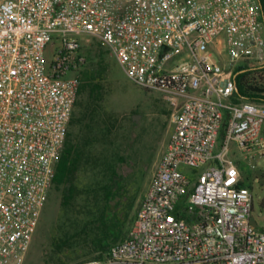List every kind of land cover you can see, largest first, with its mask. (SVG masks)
<instances>
[{"label":"built area","instance_id":"obj_1","mask_svg":"<svg viewBox=\"0 0 264 264\" xmlns=\"http://www.w3.org/2000/svg\"><path fill=\"white\" fill-rule=\"evenodd\" d=\"M83 33L165 96L173 130L128 236L77 264H264L236 156L264 158V99H235L237 68L264 63L259 0H0V264L24 263L53 186Z\"/></svg>","mask_w":264,"mask_h":264},{"label":"rangeland","instance_id":"obj_2","mask_svg":"<svg viewBox=\"0 0 264 264\" xmlns=\"http://www.w3.org/2000/svg\"><path fill=\"white\" fill-rule=\"evenodd\" d=\"M79 39L77 53L89 57V66L103 53L110 63L102 89L91 95L89 92L85 125L76 122L70 126L81 140L89 135V163L78 175L80 193L71 204L64 203L66 186H52L23 264H77L100 255L93 238L101 230L103 210L109 208L106 191L110 188L127 190V206V197L136 194L123 228L124 237L128 236L173 130L172 107L161 92L135 84L99 38L83 33ZM87 64L86 60L70 74L79 77ZM252 68L264 84V63ZM87 98L88 91L78 96L76 118ZM236 156L243 178L249 175L252 183L253 220L264 227V158L252 166Z\"/></svg>","mask_w":264,"mask_h":264},{"label":"trees","instance_id":"obj_3","mask_svg":"<svg viewBox=\"0 0 264 264\" xmlns=\"http://www.w3.org/2000/svg\"><path fill=\"white\" fill-rule=\"evenodd\" d=\"M262 12H264V0H261ZM264 19V13H263ZM98 62L89 66V57L86 58L88 64L84 67L79 75L80 85L78 96L84 91H88V98L84 101L79 112V117L72 115L70 126L76 122L84 123V119L89 115V92L90 95L102 89L101 81L104 79L110 63L106 61L104 53L99 56ZM248 65H242L236 71H240L236 76L238 92L236 93V100L249 99L253 101H260L264 99V84L254 75L255 71L249 70ZM246 69V70H245ZM244 70V71H242ZM79 103L77 97L75 106ZM75 110V108H74ZM85 125V123H84ZM69 131L66 142L61 150L60 156L56 164V174L54 177V186H66L68 189L64 196V203L71 204V202L80 193V187L76 183L78 175L82 169L89 163V135L81 140V136L74 130ZM89 128V124L86 123ZM239 165V164H238ZM241 186H248L250 189L252 183L250 176L247 175L240 182ZM127 190L120 192L119 189H108L106 197L108 199V210H103V223L99 233L95 234L93 244L96 248L101 250V254L91 257L92 259H103L108 249L115 243L125 239L123 228L129 219V214L134 205L136 194L127 197L128 204L124 200L127 196ZM113 202V203H112Z\"/></svg>","mask_w":264,"mask_h":264},{"label":"water","instance_id":"obj_4","mask_svg":"<svg viewBox=\"0 0 264 264\" xmlns=\"http://www.w3.org/2000/svg\"><path fill=\"white\" fill-rule=\"evenodd\" d=\"M260 1V5H261V8H262V4H261V0H259ZM264 13V12H263Z\"/></svg>","mask_w":264,"mask_h":264}]
</instances>
